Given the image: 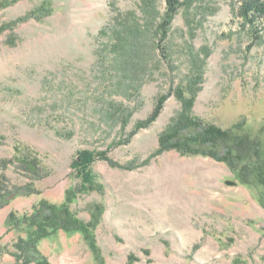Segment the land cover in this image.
<instances>
[{
	"label": "rangeland",
	"instance_id": "1",
	"mask_svg": "<svg viewBox=\"0 0 264 264\" xmlns=\"http://www.w3.org/2000/svg\"><path fill=\"white\" fill-rule=\"evenodd\" d=\"M152 1L159 18L165 1ZM181 1L165 41L169 57L150 52L126 80L100 30L117 10L143 22V0H0V159L26 144L49 170L34 181L37 193L0 208V264H16L15 244L29 230L6 224L8 213L21 218L41 199L59 204L78 190L70 163L84 148L105 151L91 166L104 188L77 193L70 206L86 220L91 203L104 206L95 230L100 255L82 233L58 230L37 244L50 264H127L130 257L132 264H264L261 188L210 157L172 150L149 158L180 108L172 95L147 127L135 126L178 82L191 44L207 54L194 114L222 128L242 122L241 132L260 138L264 151V32L256 38L240 29V0ZM1 174L3 190L30 181L17 165L0 166Z\"/></svg>",
	"mask_w": 264,
	"mask_h": 264
},
{
	"label": "trees",
	"instance_id": "2",
	"mask_svg": "<svg viewBox=\"0 0 264 264\" xmlns=\"http://www.w3.org/2000/svg\"><path fill=\"white\" fill-rule=\"evenodd\" d=\"M164 1L165 11L159 18L152 14V9H155L154 2L143 0L146 6L142 8L143 22H140L134 11L117 10L100 30V35L105 38L103 43L106 47L105 52L109 51L113 55L110 62L120 78L132 80L131 78L150 59V52L159 50L164 58L169 57L165 46L169 25L184 2L181 0ZM148 4L151 12L147 11ZM235 15L241 18L240 29L243 32H250L251 37L257 38L260 32H264V0H240ZM187 48L190 58L185 70L178 72L180 74L178 82L172 83L166 93L158 95L148 116L143 120H138L135 124L136 129L147 127L155 120L166 98L171 95L180 104V108L158 133L157 146L149 158L173 150L181 156L201 155L224 162L239 182L244 185L254 184L261 188L258 200L264 207V151L261 140L242 133V122L222 128L194 114V103L204 82L207 54L203 48L194 51L191 44H188ZM102 52L100 50L99 55ZM202 53L203 56H201ZM153 59L151 58L152 61ZM153 65L157 68L160 65L159 60ZM168 65L170 69H176L172 64ZM177 69L179 70L178 67ZM104 156L105 151L103 150L84 148L76 152L70 167L79 179L78 190L74 192L68 190L65 200L61 203L56 204L41 199L32 206V212L29 215L19 218L12 210L8 213L6 224L15 225L19 221L29 227L26 236L19 238L15 244L18 255L12 254V256L15 257L16 264L29 262L50 264L48 257L38 249L37 244L40 239L58 230L82 233L93 253L96 256L100 255L95 230L101 221L104 206L97 202L91 203L88 208L90 216L86 220L79 217L70 205L77 193L92 191L101 193L103 191L104 185L100 181V176L93 171L91 166L94 161ZM149 158L145 159L142 164H146ZM8 164L17 165L30 181L16 186L13 190H3L4 182L2 181H5L6 177L1 174L0 208L17 196L37 193L34 181L49 173L37 152L26 144H15L12 156L9 159H0V166L3 168ZM135 260L130 257L127 264H132Z\"/></svg>",
	"mask_w": 264,
	"mask_h": 264
}]
</instances>
